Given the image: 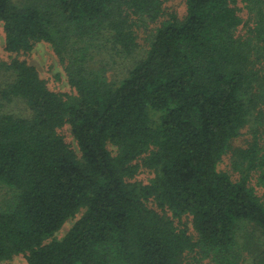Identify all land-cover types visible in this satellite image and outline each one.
I'll list each match as a JSON object with an SVG mask.
<instances>
[{
	"label": "trees",
	"instance_id": "trees-1",
	"mask_svg": "<svg viewBox=\"0 0 264 264\" xmlns=\"http://www.w3.org/2000/svg\"><path fill=\"white\" fill-rule=\"evenodd\" d=\"M171 1L0 0L6 51L49 43L73 90L19 58L0 70V264H242L264 249L251 186L257 173L264 188V141L233 150L237 181L218 169L264 124V0H183V19L170 14L142 52L137 28ZM115 54L126 63L110 79Z\"/></svg>",
	"mask_w": 264,
	"mask_h": 264
},
{
	"label": "rangeland",
	"instance_id": "rangeland-1",
	"mask_svg": "<svg viewBox=\"0 0 264 264\" xmlns=\"http://www.w3.org/2000/svg\"><path fill=\"white\" fill-rule=\"evenodd\" d=\"M16 4L24 5V4H42L41 0H15ZM170 14H176L178 18L183 19L186 15V4L183 0H173L167 3L164 6V15L158 23L155 24H144L140 28H137L138 34V43L142 50V52L148 48L152 32L155 28H157L163 21L169 18ZM116 55V54H115ZM19 58L22 60L28 61L30 64L37 67L42 78H44L49 87L56 92L63 94H72L73 90L68 83V78L65 72V67L61 63L60 59L54 53L52 46L49 43L41 42L37 44L34 50L30 54H11L8 53L5 49V34L3 29V24H0V70L3 72V66L6 63H9L12 59ZM116 63L112 60V58H107L108 63V76L110 79L115 78L121 71L123 70L126 60L123 57H119L116 55ZM123 58V59H122ZM60 133L64 136L67 143H69L74 150L79 154L77 142L74 139L71 129L69 126H65L60 130ZM255 137H259L261 141H264V124L258 125L256 123H252L247 125L245 129L242 131L241 136L235 139L232 142L231 150L223 157L222 162L219 164L218 169L221 171L228 172L232 175L234 180H238L240 174L233 170V150L237 148H247L253 141ZM110 149L113 147L110 146ZM154 177V174L147 169H142L135 180L148 184L151 179ZM251 186L256 190L257 194L264 201V188L258 183V174L253 173L251 178ZM5 191L0 193V201L2 203V198L4 197ZM8 196V194H7ZM8 198V197H7ZM151 207L160 211V209L154 203H149ZM82 215V212L78 214L76 219L69 220L63 228L57 233L56 238L62 239L66 233L70 230L74 222L79 219ZM183 223L189 230V233L197 239V233L194 231L191 218L185 217L183 219ZM259 250V249H258ZM252 250V254L250 255L246 251L244 252V261L242 264H254L253 260L255 256H261L264 253V249ZM208 262V261H205ZM10 264H27L25 257L20 256L15 258ZM188 264H195V259L190 257L188 259Z\"/></svg>",
	"mask_w": 264,
	"mask_h": 264
}]
</instances>
